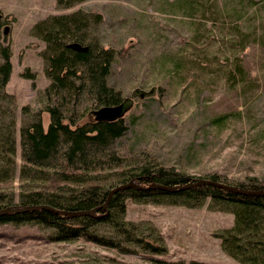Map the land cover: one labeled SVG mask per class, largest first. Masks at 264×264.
I'll use <instances>...</instances> for the list:
<instances>
[{
    "label": "rangeland",
    "instance_id": "1",
    "mask_svg": "<svg viewBox=\"0 0 264 264\" xmlns=\"http://www.w3.org/2000/svg\"><path fill=\"white\" fill-rule=\"evenodd\" d=\"M76 10L88 19L79 33L85 42L113 51L104 72L118 99L111 104L134 101L108 143L87 144L81 157L88 162L107 154L91 166L89 181L112 188L142 159L197 177L216 171L233 180L264 176V0H82L72 6L59 0H0V66L9 67L0 71V134L15 139L13 165L8 157L2 164L0 209L22 205L28 192L48 183L43 172L28 178L31 165L22 158L26 132L35 125L46 134L58 119L52 111L58 73L48 70L49 43L37 24ZM238 26L250 34L245 47L244 40L236 45ZM238 55L246 78L234 86L226 72ZM86 88L77 106L80 125L97 121L92 111L106 105ZM231 111L241 113L232 126L216 120ZM48 161L38 166L50 170ZM123 203L122 219L161 234L150 243L163 245L162 251L142 248L108 224L97 229L111 240L103 244L89 233L57 240L44 224L0 220V264H243L222 248L218 236L234 224V214L210 208L209 200L189 206L127 197Z\"/></svg>",
    "mask_w": 264,
    "mask_h": 264
},
{
    "label": "trees",
    "instance_id": "2",
    "mask_svg": "<svg viewBox=\"0 0 264 264\" xmlns=\"http://www.w3.org/2000/svg\"><path fill=\"white\" fill-rule=\"evenodd\" d=\"M80 1L82 0H59L66 6H72ZM80 11H73V14L68 15L69 17L67 15L51 17L37 24L39 35L49 43L45 52V56L48 58V70L54 75L58 73L53 88L57 100L52 107V111L58 115V119L46 134L42 133L41 128L35 125L33 130H29L25 134L22 158L25 163L31 165V167H26H30L31 174L28 175V178H37L43 172V175L45 173L49 180L42 189L28 192L27 194L30 196L26 197L27 200L22 203L23 206L46 204L62 210H88L101 206L106 201L111 189L109 186L89 181L91 176L88 175L91 172V166L101 164L103 157L107 154L102 153L92 162H88L81 156L84 154L87 144L100 148V145L108 143L110 136L121 131L123 118L112 121L97 120L83 125L76 124V121L79 96L88 90L86 87L91 86L101 104L118 101L117 97L112 94L113 89L106 85L104 80V72L109 68L114 55L111 48H103L93 41L85 42L86 39L80 35V31L83 29V18L86 15ZM235 30V35L236 32H242L241 38L238 37L235 41L236 45L244 40L243 46L245 47L251 38L250 34L248 31L240 29L239 26L238 30ZM73 41H80V44ZM4 55L7 59V54ZM235 57L233 66L226 72L227 81L234 86L246 78L243 58L240 55ZM208 60L214 64V59ZM0 68L3 73L9 69L6 64ZM240 116V112L231 111L218 115L216 120L230 127ZM94 130L97 131L95 134ZM6 137L4 134H0V174L4 171L2 164L6 157L12 159L10 164L12 161L14 162L15 158V139ZM46 158L52 160L47 162L49 164L47 167L51 166L47 171L42 169L46 166L42 164H40L41 167L38 166L39 162ZM6 170L10 172L11 168ZM133 178L143 186H130L118 190L111 197L107 207H101L94 214L69 216L42 207L2 213L0 220L33 221L44 224L52 228L54 238L57 240L75 239L89 233L92 240L103 244H107L111 240L106 235L99 233L97 229L100 225L108 224L114 227L116 234L122 235L142 248L162 251L163 245L160 244L157 247L150 243L159 241L161 234L155 233L156 237L151 231L153 228L148 227L144 231L151 237L145 236L143 229L135 227L133 222L130 223L124 218L122 219V215L126 212L124 200L130 197L136 201L182 203L189 206H202L209 200L210 208L234 214V224L218 233L222 248L243 264H264V195L236 192L213 184L181 187L202 177L192 175L173 165L165 166L144 162L143 159L134 166L133 171L129 169L118 184ZM206 178L248 189L264 188V176L253 174L249 175L247 179L233 180L227 174L216 171L211 172ZM5 180L2 177L0 182H5ZM152 182L177 186V188L168 190L160 187H148ZM190 264L217 263L193 260Z\"/></svg>",
    "mask_w": 264,
    "mask_h": 264
},
{
    "label": "water",
    "instance_id": "3",
    "mask_svg": "<svg viewBox=\"0 0 264 264\" xmlns=\"http://www.w3.org/2000/svg\"><path fill=\"white\" fill-rule=\"evenodd\" d=\"M136 92L141 95H144L146 94V92H149V91H142L140 89H137ZM133 103H134L133 99L128 97L124 99L122 102L117 103V104H106V105L100 106L98 109L93 110L92 113L95 115V117L98 120L112 121V120H116L124 116V114L132 107ZM201 184H213V185L220 186V187H223V188H226L232 191H236V192L254 193V194L264 195V188L248 189V188L240 187L238 185H233V184H229L223 181H219L216 179H210L206 177L199 178L193 182L182 185L181 187H188V186L201 185ZM130 186L142 187L143 185L140 182L136 181L135 178L130 179L127 182L120 183L110 189L106 201L101 206H97V207H94L88 210H62V209H57V208H54L46 204H36L32 206L31 205H26V206L20 205L16 207L15 206L4 207L0 209V214L13 213V212H18V211H23L26 209H34V208H42V207L50 208L57 212L68 214L69 216H76V215L87 214V213L94 214L101 207H107L111 197L113 196L115 192H117L118 190L130 187ZM148 187H160V188H165L168 190H175L177 188V186H168V185L160 184L157 182H152Z\"/></svg>",
    "mask_w": 264,
    "mask_h": 264
}]
</instances>
